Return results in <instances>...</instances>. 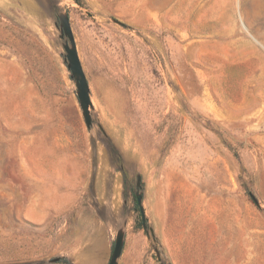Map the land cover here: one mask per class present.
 Instances as JSON below:
<instances>
[{"label": "rangeland", "instance_id": "rangeland-1", "mask_svg": "<svg viewBox=\"0 0 264 264\" xmlns=\"http://www.w3.org/2000/svg\"><path fill=\"white\" fill-rule=\"evenodd\" d=\"M121 232L117 264H264V0H0V264Z\"/></svg>", "mask_w": 264, "mask_h": 264}, {"label": "water", "instance_id": "water-1", "mask_svg": "<svg viewBox=\"0 0 264 264\" xmlns=\"http://www.w3.org/2000/svg\"><path fill=\"white\" fill-rule=\"evenodd\" d=\"M59 19H60V25H61V37L67 38V43L64 45V49L66 51L65 61L67 62V66L69 70L71 71L72 78L75 80V83H76L77 95H78L80 106L83 112L85 124L87 128H91L92 117H91L90 109L92 108V103L90 99V88H89V84L87 81V77L83 70V66L81 64V60H80V57L77 51L75 38H74L73 31L71 28L70 20L67 15H60ZM137 204L140 207L143 218H144L143 208L141 206L142 204L141 195L137 196ZM123 245H124V233L121 232L117 236L109 264L118 263V259L120 258L121 253H122ZM55 261H58V259Z\"/></svg>", "mask_w": 264, "mask_h": 264}]
</instances>
